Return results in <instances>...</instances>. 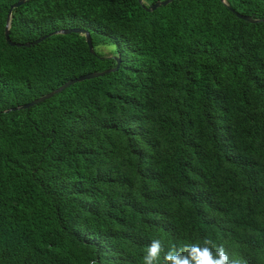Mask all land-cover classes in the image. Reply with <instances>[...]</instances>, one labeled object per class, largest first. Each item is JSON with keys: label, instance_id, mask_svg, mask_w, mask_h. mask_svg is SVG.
Segmentation results:
<instances>
[{"label": "trees", "instance_id": "1", "mask_svg": "<svg viewBox=\"0 0 264 264\" xmlns=\"http://www.w3.org/2000/svg\"><path fill=\"white\" fill-rule=\"evenodd\" d=\"M15 1L0 0V264H143L154 239L166 264L205 238L264 264V0H24L19 45ZM73 26L94 53L52 33Z\"/></svg>", "mask_w": 264, "mask_h": 264}, {"label": "clouds", "instance_id": "2", "mask_svg": "<svg viewBox=\"0 0 264 264\" xmlns=\"http://www.w3.org/2000/svg\"><path fill=\"white\" fill-rule=\"evenodd\" d=\"M164 247L154 239L147 248L143 264H159ZM166 264H242L239 258H230L223 246L211 238H205L202 245H188L180 250H169L164 254Z\"/></svg>", "mask_w": 264, "mask_h": 264}, {"label": "water", "instance_id": "3", "mask_svg": "<svg viewBox=\"0 0 264 264\" xmlns=\"http://www.w3.org/2000/svg\"><path fill=\"white\" fill-rule=\"evenodd\" d=\"M24 0H16L13 4H11L8 8V12H7V16H6V22H5V25H4V37L5 39L7 40V42L9 44H16V45H19L20 43L19 42H14L12 40L9 39L8 37V25H9V12L11 10V8L13 6H16L20 3H22ZM169 0H155L154 2H151L148 4V6H146L147 9H153L154 7H156L157 5L159 4H165L166 2H168ZM235 14L242 18V19H245V20H248V21H256L258 18H254L252 17L251 15L249 14H242L240 12H236L235 11ZM70 31H74V32H82L85 36V40H86V43H87V46H88V50L91 52V53H94V48L92 46V43H91V39H90V35L88 33L87 30H85L84 28L82 27H78V26H73V27H63V28H60V29H55L52 31V33H56V32H62V33H68ZM43 36H40V37H37V38H34L31 42H24L25 45H28L29 43H34V42H37L38 40L42 39ZM114 59H115V64L111 67H108V68H105L103 70H91V71H88V72H85V73H82V74H79L77 76H74L72 78H69L67 80H65L64 82H62L61 84H59L58 86L54 87L53 89L49 90L48 92H45L39 96H36L34 98H32L31 100H29L28 102H25L23 104H21L20 106H28L30 104H33V103H36L40 100H43L44 98H47L49 97L50 95H52L54 92H57L59 90H61L63 87H65L66 85L76 81V80H80V79H84V78H88V77H92V76H97V75H101L103 74L104 72H107V71H111V70H114L117 68L118 66V62H119V57L118 55H115L113 56Z\"/></svg>", "mask_w": 264, "mask_h": 264}, {"label": "rangeland", "instance_id": "4", "mask_svg": "<svg viewBox=\"0 0 264 264\" xmlns=\"http://www.w3.org/2000/svg\"><path fill=\"white\" fill-rule=\"evenodd\" d=\"M114 50V44H98L96 45V50L105 53V54H110V51ZM112 54V53H111Z\"/></svg>", "mask_w": 264, "mask_h": 264}]
</instances>
